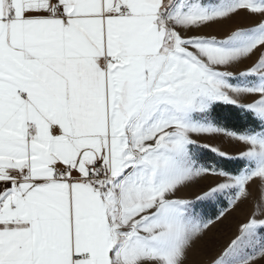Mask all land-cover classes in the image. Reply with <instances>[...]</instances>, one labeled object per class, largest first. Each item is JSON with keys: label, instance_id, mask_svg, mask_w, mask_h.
Instances as JSON below:
<instances>
[{"label": "snow or ice", "instance_id": "snow-or-ice-1", "mask_svg": "<svg viewBox=\"0 0 264 264\" xmlns=\"http://www.w3.org/2000/svg\"><path fill=\"white\" fill-rule=\"evenodd\" d=\"M260 186L264 0H0V264H201Z\"/></svg>", "mask_w": 264, "mask_h": 264}, {"label": "rangeland", "instance_id": "rangeland-1", "mask_svg": "<svg viewBox=\"0 0 264 264\" xmlns=\"http://www.w3.org/2000/svg\"><path fill=\"white\" fill-rule=\"evenodd\" d=\"M233 26V23L225 25L224 31L226 32L227 30H230V28ZM262 193H264V186H260L259 188L254 187L247 206L237 210L232 215H230L228 219H226L223 223L217 224L212 229V231L209 233V236L213 237L215 244L206 245L204 244V242L200 243L199 260L201 264H210V260L212 256L215 255V252L217 250L215 245H223L227 242V240L234 234L235 226L238 220L246 214V211L251 207L255 197Z\"/></svg>", "mask_w": 264, "mask_h": 264}]
</instances>
